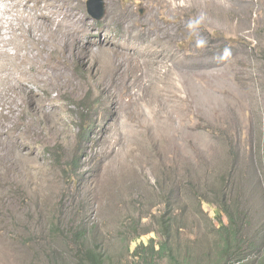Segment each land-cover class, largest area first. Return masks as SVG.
<instances>
[{
  "label": "rangeland",
  "instance_id": "374dc122",
  "mask_svg": "<svg viewBox=\"0 0 264 264\" xmlns=\"http://www.w3.org/2000/svg\"><path fill=\"white\" fill-rule=\"evenodd\" d=\"M54 1L73 23L49 28L50 64L4 73L6 102L23 116L0 118V264H73L67 233L80 225L108 262L133 264L131 234L158 242L167 209L179 243L212 256L214 206L224 201L245 223L242 245L253 247L231 264H256L264 0H103L101 20L87 14V0ZM81 112L95 129L68 185L59 160L73 156Z\"/></svg>",
  "mask_w": 264,
  "mask_h": 264
},
{
  "label": "trees",
  "instance_id": "16d2710c",
  "mask_svg": "<svg viewBox=\"0 0 264 264\" xmlns=\"http://www.w3.org/2000/svg\"><path fill=\"white\" fill-rule=\"evenodd\" d=\"M213 36L216 38L220 34L215 32ZM227 41V45L232 47V41ZM77 121L78 132L73 156L65 161L63 159L59 160L62 163V172L67 173L68 185L76 183L74 171L78 168L80 156L84 154L86 148L92 142L91 136L95 129L93 122L84 116L82 112ZM190 187L191 191L195 193V188L192 185ZM198 200L200 206L206 203L201 198ZM172 213L173 211L167 209L158 218L160 226V239L158 242L153 237L143 242L142 239L145 237L142 236L143 234L137 232L131 234L130 242L136 245L134 248L127 246L126 250L132 257L133 264H231L232 259L236 257L235 255L240 254V250L244 248L253 249L252 244L248 245L247 241L242 245L244 239L242 240L241 230L245 228V223L237 218V213L225 201L214 206L212 231L216 235L217 241L212 256L197 255L192 248L179 243L176 234L182 229L177 226V217ZM130 225L131 228L136 226L134 223ZM67 235L69 236L73 264H111L101 251L89 245L90 230L88 228L80 225L74 227ZM59 239L63 240L62 238ZM263 252L264 250L261 253ZM261 255L262 258L256 264H264V253Z\"/></svg>",
  "mask_w": 264,
  "mask_h": 264
},
{
  "label": "bare ground",
  "instance_id": "6f19581e",
  "mask_svg": "<svg viewBox=\"0 0 264 264\" xmlns=\"http://www.w3.org/2000/svg\"><path fill=\"white\" fill-rule=\"evenodd\" d=\"M0 5V58L7 61H0V118H15L23 114L13 113L6 102L4 91L12 83L4 73L22 72L24 64H29L28 70H43L52 61L49 28L65 29L73 18L69 9L54 0H0Z\"/></svg>",
  "mask_w": 264,
  "mask_h": 264
},
{
  "label": "water",
  "instance_id": "95a60500",
  "mask_svg": "<svg viewBox=\"0 0 264 264\" xmlns=\"http://www.w3.org/2000/svg\"><path fill=\"white\" fill-rule=\"evenodd\" d=\"M86 10L87 14L94 20H101L106 13L103 0H87Z\"/></svg>",
  "mask_w": 264,
  "mask_h": 264
},
{
  "label": "clouds",
  "instance_id": "9594fccd",
  "mask_svg": "<svg viewBox=\"0 0 264 264\" xmlns=\"http://www.w3.org/2000/svg\"><path fill=\"white\" fill-rule=\"evenodd\" d=\"M205 19H206L205 14L203 12H201L198 16L191 18L188 21L186 26L190 32L195 31L199 28V26L204 22ZM206 43H207V41L202 36H198V38L195 41L194 46L196 48H203L206 45Z\"/></svg>",
  "mask_w": 264,
  "mask_h": 264
}]
</instances>
